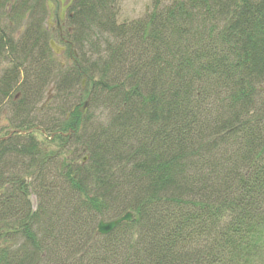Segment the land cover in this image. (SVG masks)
Returning a JSON list of instances; mask_svg holds the SVG:
<instances>
[{
  "label": "trees",
  "instance_id": "trees-1",
  "mask_svg": "<svg viewBox=\"0 0 264 264\" xmlns=\"http://www.w3.org/2000/svg\"><path fill=\"white\" fill-rule=\"evenodd\" d=\"M118 5L0 0V264H264V0Z\"/></svg>",
  "mask_w": 264,
  "mask_h": 264
},
{
  "label": "rangeland",
  "instance_id": "rangeland-1",
  "mask_svg": "<svg viewBox=\"0 0 264 264\" xmlns=\"http://www.w3.org/2000/svg\"><path fill=\"white\" fill-rule=\"evenodd\" d=\"M153 1L154 0H119L118 21H124V20L129 21V20H133V19H137V18L143 17L147 12H149L152 9ZM158 1H160L161 5H168L173 0H158ZM47 20H48V16L45 19L46 27L48 26ZM52 27H56L55 22H54L53 25H51L49 27V29L52 30ZM63 28H65V27H63ZM52 34H53V39L57 40L58 35H57V32H56V28L52 32ZM58 58H59L61 63L66 64L68 62V60H69L68 55H67V51L62 53ZM48 93H49V91H48ZM88 109H89V106L87 107L86 111ZM0 115L1 116H12V113H9L6 110V108L3 107ZM6 123H7V119H1V124L5 125ZM35 137L38 138L39 140H43L44 139V136L42 134H40L39 132L35 133ZM81 157H83V155ZM30 200H31L32 205L35 207L36 197H34L32 195Z\"/></svg>",
  "mask_w": 264,
  "mask_h": 264
},
{
  "label": "water",
  "instance_id": "water-1",
  "mask_svg": "<svg viewBox=\"0 0 264 264\" xmlns=\"http://www.w3.org/2000/svg\"><path fill=\"white\" fill-rule=\"evenodd\" d=\"M47 6H48V9L50 11V18H49V21H50V19H52V11L51 10L53 8V4H52L51 0H47ZM62 17H63V15H61V18ZM49 47L53 51V53L55 55H60V53L65 49L64 47L59 46L58 44H56L53 40L49 41ZM70 56H72V50H70ZM84 84H85V79H82L81 86L84 87ZM262 90H264V89H262ZM89 101H90V94L85 98V100L83 101L82 106L79 108V110L81 111V113L83 115L86 112V109L88 107ZM73 110H74V108L71 109V112ZM68 115H69V113L67 114V117H68ZM16 133L24 134L25 132L16 131ZM10 135L11 134H9L6 137H0V141L6 139ZM85 160H86V157L83 159V161H85ZM132 220H133V215H132L131 212H126L124 215H122V216H120V217H118L116 219H112V220H108V221L100 220L98 222V224H97V232L100 235H107L111 231H113L122 222H131Z\"/></svg>",
  "mask_w": 264,
  "mask_h": 264
},
{
  "label": "flooded vegetation",
  "instance_id": "flooded-vegetation-1",
  "mask_svg": "<svg viewBox=\"0 0 264 264\" xmlns=\"http://www.w3.org/2000/svg\"><path fill=\"white\" fill-rule=\"evenodd\" d=\"M53 1V9H52V19H50V13H49V17L47 20L48 23V28L54 24H56V27H52L51 33L55 30L56 28V32H57V40L56 42L65 47V50L63 51V53L66 51L67 49V45L68 43L64 42L66 40H64V36H63V32L61 29V25L64 24V21L66 20L67 17V13L69 12V7H70V0H52ZM63 12V13H62ZM61 15H63V17L61 18ZM53 35V34H52Z\"/></svg>",
  "mask_w": 264,
  "mask_h": 264
},
{
  "label": "bare ground",
  "instance_id": "bare-ground-1",
  "mask_svg": "<svg viewBox=\"0 0 264 264\" xmlns=\"http://www.w3.org/2000/svg\"><path fill=\"white\" fill-rule=\"evenodd\" d=\"M68 15H70V13H69V14L67 13V16H68ZM123 215H124V214H123ZM119 217H120V216H119ZM115 219H116V218H115ZM111 220H112V219H111ZM96 231H97V228H96ZM97 233H98V232H97Z\"/></svg>",
  "mask_w": 264,
  "mask_h": 264
}]
</instances>
